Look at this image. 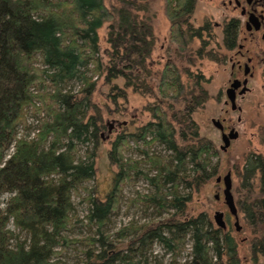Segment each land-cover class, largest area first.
Instances as JSON below:
<instances>
[{
	"label": "trees",
	"instance_id": "trees-1",
	"mask_svg": "<svg viewBox=\"0 0 264 264\" xmlns=\"http://www.w3.org/2000/svg\"><path fill=\"white\" fill-rule=\"evenodd\" d=\"M196 1L166 0L169 37L177 56L184 55L194 37L210 30L206 20L196 27L190 21ZM148 8L149 0H115L109 6L105 0H0V196L8 193L5 205H0V264H59L62 247L73 242L61 233L71 223L72 194L95 174L94 151L76 155L78 143L95 141L97 135V118L87 115L95 83L88 72L103 69L114 88H119L116 79L121 78L125 86L152 92L156 102L149 107L153 119L134 132L119 134L107 151L117 171L104 198L89 194L85 218L95 229L81 239L86 249L80 264H147V259L141 263L131 258H141L155 242L170 252L171 260L151 264H241L233 237L205 212L185 216L191 190L217 173L213 157L219 151L192 117L207 99L203 76L191 72L190 80L183 81L179 67L170 60L157 75L149 67L154 37ZM106 21L109 50L103 62L97 29ZM238 31L236 18L224 22L222 41L227 49L235 46ZM196 53L217 55L205 49ZM44 80L53 85L54 106L47 110L51 118L36 137L17 138L24 108L35 96L31 86ZM73 80L79 81V89L63 91ZM128 138L148 144L157 141L171 153L165 159L141 151L157 165L156 173L148 177L155 189L146 201L168 213L120 227V238L130 235L123 249L101 228L116 210L123 182L136 166L137 161L127 162L123 156ZM243 177L251 190L257 179L264 194V154L246 156ZM244 211L252 226L250 248L264 264V196L254 197ZM188 237L190 258L178 262Z\"/></svg>",
	"mask_w": 264,
	"mask_h": 264
},
{
	"label": "rangeland",
	"instance_id": "rangeland-1",
	"mask_svg": "<svg viewBox=\"0 0 264 264\" xmlns=\"http://www.w3.org/2000/svg\"><path fill=\"white\" fill-rule=\"evenodd\" d=\"M113 2L115 0H105L108 6ZM234 4V0H197L190 21L196 27L206 20L210 23V30H203L201 38L194 37L190 43H187L184 55L177 56L173 52L176 45L170 41L169 37L170 20L166 14V0H149L146 15L150 18L154 42L148 63L155 75L170 60L179 67L183 81L190 80L188 74L191 72L203 76L201 82L207 90V99L202 106L197 107L192 112V117L198 124L200 133L211 139L219 151L213 157V163L217 164L218 171L198 189L193 188L191 190V198L187 202L184 213L186 217H190L199 212H205L212 223L217 226L213 219L215 211L221 210L229 213V210L223 198V181L221 179L216 182L215 179L216 176L222 177L230 171L231 192L237 207L241 228L236 229L235 218L232 216L224 231L228 232L235 240L241 264H259L262 257L259 254H254L250 248L252 226L244 208L254 197L264 196V194L259 192L257 179H255L252 190L244 183L243 166L245 158L250 152L264 154V42L260 37L262 30L258 32L257 40H243V37L247 35L244 27L245 17L240 14V8L235 7ZM232 17L238 18L240 21L237 39L238 43L244 42L243 55L237 52L239 50L237 42L231 49H227L222 42L223 24ZM108 26L109 21H106L97 29L103 62L107 60L106 50H109V43L106 40ZM200 49L202 51L205 49L207 53L211 52V54L216 52L217 55L213 57L197 55L196 52ZM247 56L252 58L249 62L253 72L248 79L250 89L243 96H237V103L241 106V110H232L230 105L224 102L227 99L226 87L229 85L230 78L234 76L243 77L242 69L236 68V61L239 60L243 63ZM90 66L92 67L91 64ZM88 74L91 75L90 80L95 83L90 96V107L87 115H95L97 118V135L94 136L95 141L89 140L86 143H78L76 155L84 157L86 152L94 151L95 174L91 179L83 181L72 194L71 223L67 224L61 233L74 240L62 247L58 256L59 264L81 263L86 249L81 239L93 235L95 229V226L89 225L85 218L88 211L89 194L97 198H104L107 191L112 187L113 177L117 171L116 165L108 158L107 151L112 141L119 134L134 132L137 127L152 120L149 107L156 102L152 92H142L134 90L131 86H125L121 78L116 79L119 85L118 91L114 88L113 82L107 78L105 69L100 73L93 71L88 72ZM151 83L155 85L156 77L151 79ZM79 86V81L73 80L65 85L63 91L68 87L77 90ZM31 90L35 96L24 108L23 121L17 126V138L22 136L26 138L36 137L43 122L51 118L47 110L50 105L54 106L51 97L53 85L45 80L41 84L37 81L31 86ZM121 91V95L117 96V93ZM176 107H179V104ZM238 117H240L239 120ZM216 121H219L227 131L230 126H234L238 130V136L231 140L226 150L220 148L222 144L221 130L215 124ZM48 137L50 140L51 135L49 134ZM13 149L14 144L8 149V154ZM122 149L126 161L131 163L137 161L136 166L131 168L130 176L123 182L116 210L109 216L107 223L101 229L104 233H108L109 238L119 247L125 249V243L130 235L120 238L117 234L120 227L129 223L151 221L168 213L159 212L157 206L146 201V195H151L155 189L148 177L156 173L157 165L145 158L141 151L147 150L150 154L160 155L165 159L170 158L171 152L157 141L148 144L142 140L130 138L126 139ZM7 196L8 193L0 196L2 207L5 205ZM237 201L242 204L243 208ZM168 211L173 212L175 209ZM9 226L12 227L11 222ZM20 237H25V234L20 232ZM191 242L188 237L184 248L176 257L178 262L190 258ZM141 256V258L132 257L131 260L135 261L138 258L141 263H145L144 259H147V264L157 260L164 263L171 260L170 252L158 242H155L153 247Z\"/></svg>",
	"mask_w": 264,
	"mask_h": 264
},
{
	"label": "flooded vegetation",
	"instance_id": "flooded-vegetation-1",
	"mask_svg": "<svg viewBox=\"0 0 264 264\" xmlns=\"http://www.w3.org/2000/svg\"><path fill=\"white\" fill-rule=\"evenodd\" d=\"M234 5L235 7H239L240 8V14L242 16L245 17L244 19V27H245V31L247 32V35H245L243 37V40H253V39H256L257 40V35H258V32H260V37H261V40L264 42V0H234ZM253 12L254 15H256L258 17V20H259V28H255L254 26V23L253 22H249L247 23V20H248V16L249 14ZM254 18V17H253ZM236 20L238 21L239 23V27H240V21L238 18H236ZM201 34L202 32L199 34L200 35V38H201ZM237 37H238V33H237ZM236 37V40H235V45H236V42H237V46L239 48V50L237 51L239 54L243 55V52H242V49L244 47V42H239L238 43V39ZM223 42V41H222ZM252 60V58L250 56H247L246 58V61H244L243 63H241L239 60L236 61V68L237 69H242V73H243V77L242 78H237V77H233V78H230L229 79V85L226 87V96H227V99H225V104H229L231 109L234 110V109H237V110H241V106L237 103V96H243V94H240L239 91L241 90V87H242V84L240 86H238L237 88H235L234 90V94H235V101L234 102H231V100L229 99L228 95H227V88L230 86L231 82L234 80V79H237L239 81H242L244 78L247 77V82H246V85L248 87V89H246V91H248L250 89V87L248 86V79H249V76H251L253 74L251 68L252 66L249 65V62ZM234 64V63H233ZM245 69H247V73H245ZM232 106H234L235 108H232ZM240 119V117L238 118V120ZM218 123H220L219 121H217ZM221 124V123H220ZM232 127L234 126H230L228 128V131L229 129H231ZM221 133L222 131L224 132H228L224 126H222L221 124ZM235 128V127H234ZM233 215L230 214V213H225L223 212V219L225 221V227L227 226V223L230 221L231 217ZM234 217V216H233ZM222 228V229H225Z\"/></svg>",
	"mask_w": 264,
	"mask_h": 264
},
{
	"label": "water",
	"instance_id": "water-1",
	"mask_svg": "<svg viewBox=\"0 0 264 264\" xmlns=\"http://www.w3.org/2000/svg\"><path fill=\"white\" fill-rule=\"evenodd\" d=\"M249 22H253L256 29L259 28L258 17L256 15H254L253 12H251L249 14V16H248L247 23H249ZM247 71L248 70L245 69V73H247ZM246 82H247V77L244 78L242 81L234 79L231 82L230 86L227 88V95H228L229 99L231 100V102L235 101V94H234L235 88H237L241 84H242V87H241V90L239 91V93L240 94H244L246 92V89H248V87L246 85ZM232 108H235V107L232 106ZM215 124L217 126H219V128L221 127V124L218 123L217 121L215 122ZM237 136H238V130L235 129L234 127L229 129L228 132L222 131V133H221L222 144L220 145V148L222 150H226L227 147L230 145L231 140L236 138ZM221 179H222L223 184H224V188H223L224 202H225V204L228 207L229 213L234 216V218H235L234 225H235L236 229L239 230L241 228V226H240L239 221H238L237 207H236V204H235V200H234L233 194L231 192V187H232L231 172L228 171L222 177L221 176H216L215 180H216V182H219ZM216 197H218V195H216ZM213 219H214L215 224L218 227H222V228L225 227V221L223 219V211L216 210L214 215H213Z\"/></svg>",
	"mask_w": 264,
	"mask_h": 264
}]
</instances>
